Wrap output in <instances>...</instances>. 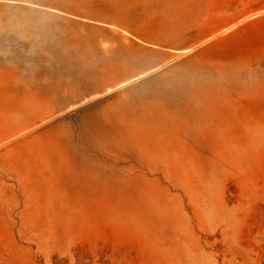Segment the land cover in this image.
Instances as JSON below:
<instances>
[{"label":"rangeland","instance_id":"obj_1","mask_svg":"<svg viewBox=\"0 0 264 264\" xmlns=\"http://www.w3.org/2000/svg\"><path fill=\"white\" fill-rule=\"evenodd\" d=\"M262 3L0 0V264H264Z\"/></svg>","mask_w":264,"mask_h":264},{"label":"crops","instance_id":"obj_2","mask_svg":"<svg viewBox=\"0 0 264 264\" xmlns=\"http://www.w3.org/2000/svg\"><path fill=\"white\" fill-rule=\"evenodd\" d=\"M223 19V23L230 26L213 36H209L205 41L206 45L218 43L228 36L234 38L236 34H243L245 31H249L254 36L253 45L255 47H264V3L253 8L246 16L233 12L230 15H224ZM261 53L264 54V51H261Z\"/></svg>","mask_w":264,"mask_h":264}]
</instances>
